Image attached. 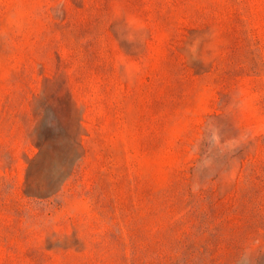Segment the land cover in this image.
Masks as SVG:
<instances>
[{
  "label": "rangeland",
  "instance_id": "rangeland-1",
  "mask_svg": "<svg viewBox=\"0 0 264 264\" xmlns=\"http://www.w3.org/2000/svg\"><path fill=\"white\" fill-rule=\"evenodd\" d=\"M0 264H264V0H0Z\"/></svg>",
  "mask_w": 264,
  "mask_h": 264
}]
</instances>
